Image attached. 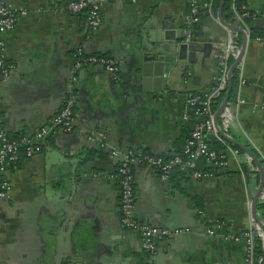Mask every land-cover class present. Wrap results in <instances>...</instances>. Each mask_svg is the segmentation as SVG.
<instances>
[{
  "label": "crops",
  "instance_id": "0c3cea01",
  "mask_svg": "<svg viewBox=\"0 0 264 264\" xmlns=\"http://www.w3.org/2000/svg\"><path fill=\"white\" fill-rule=\"evenodd\" d=\"M5 1L18 21L2 35L14 71L0 79V121L11 134L31 133L62 110L68 94L76 102L71 132L50 136L32 158L22 156L19 167L5 173L11 190L0 201V264H246L245 240L225 236L259 227L252 203L260 174L247 152L226 151L228 166L208 163V177L175 175L167 182L134 157L135 215L158 232L170 230L154 253L144 249L138 230L122 225L119 160L112 156L139 151L170 157L183 150L191 132L185 129L196 121L187 99L212 86L218 71L213 51L228 35L225 28L202 14L191 41L197 62L178 60L162 84L153 69L144 75V54L178 57L189 0H102L96 30L84 13L70 11L67 0ZM244 7L255 13L250 29L264 33L256 22L258 15L264 21V0H244ZM78 47L111 56L119 78L90 64L72 81ZM240 72L247 84L232 87L230 101L247 102L223 131L252 149L264 167V43L254 37ZM210 140L220 138L211 134ZM258 204H264V187L257 200L264 222ZM217 224L210 235L208 228Z\"/></svg>",
  "mask_w": 264,
  "mask_h": 264
},
{
  "label": "built area",
  "instance_id": "2783aa9c",
  "mask_svg": "<svg viewBox=\"0 0 264 264\" xmlns=\"http://www.w3.org/2000/svg\"><path fill=\"white\" fill-rule=\"evenodd\" d=\"M137 2L138 0H129ZM215 0H189L190 14L184 26V42L191 44L197 25L201 22L202 14H210L216 21L221 24L227 31L228 35L222 38L219 44H215L213 56L218 63V71L213 78V84L207 92H195L190 94L187 102L188 106L196 118L195 124L191 130L190 137L187 139L181 152L170 157L152 154L149 152H133L128 151L119 155L117 151L112 153L116 157L118 165L116 168V178L120 185V212L122 225L129 229H136L140 232L144 249L150 253H154L157 247V240L163 236L170 234L169 229L158 232V228L146 222H142L135 215L134 207L136 201V184L134 177V157L137 162L144 166H152L159 171L160 178L163 181L171 179L172 172L175 168L183 172H187L194 178H205L212 174L211 170H202L199 167V161L203 156H207L208 162L216 167H227L229 157L226 151L230 150L233 154H238L239 150L227 145L222 151L211 148L209 144V136L211 134L218 136L224 141L219 134L215 124L216 109L213 107V98L226 93L229 83V71L235 57L241 49V44L237 42V33L223 25L217 17L215 8ZM102 0H67L68 8L71 12L86 15V23L90 30L98 29L102 24L101 14ZM236 12L239 27L243 28L247 37L251 36L249 22L245 20L249 16V11L238 12L235 3L232 5ZM246 8V7H245ZM17 11L13 5L5 0H0V79L9 78L13 71V65L7 60L5 54V42L3 33L13 30L17 25ZM256 40L264 43V34L253 36ZM90 64L102 65L115 79H118V67L115 60L106 54H90L85 52L82 47H78L74 54V65L72 70V81L77 80V72ZM242 64V63H241ZM241 71V65L238 67ZM190 76L191 73L189 72ZM187 80V79H186ZM239 88L247 84V80L241 76L238 79ZM73 86V84H72ZM76 102L75 95L68 94L64 99V106L60 112L55 114L50 121L41 128L23 134L19 139L10 138L8 130L0 121V201L8 198L11 190V182L5 176V173L12 169H17L18 162L22 159L21 148L25 158H32L38 147L43 145L45 141L58 132H71L75 123L74 105ZM247 100L239 97L236 101H229L220 116V120L224 124L236 115L240 105L245 104ZM188 118V114L184 115V119ZM216 226L211 225L208 233L213 235L216 233ZM256 235H263L260 227H251L240 234H228L225 236L227 240L241 241L246 243V264H256L258 260L256 254Z\"/></svg>",
  "mask_w": 264,
  "mask_h": 264
},
{
  "label": "water",
  "instance_id": "95a60500",
  "mask_svg": "<svg viewBox=\"0 0 264 264\" xmlns=\"http://www.w3.org/2000/svg\"><path fill=\"white\" fill-rule=\"evenodd\" d=\"M226 0H220V4L218 7V18L220 20V22L227 26L229 29L236 31V32H240L243 34L244 36V42L241 46V49L239 51V53L237 54V56L235 57L234 62L232 63L231 67H230V71H229V83H228V88L227 91L225 93V96L220 104V106L218 107V109L216 110L215 113V124L217 127V130L219 132V134L222 136V138H224L226 141H228L229 143L239 147L241 150L247 152L251 158L253 159V161L255 162V164L258 167L259 170V174H260V183H259V188L257 190V193L253 199V203H252V214L253 217L255 219V221L258 223L259 227L261 228L263 234H264V222L261 220V218L259 217L258 213H257V200H258V196L260 195L263 187H264V167L262 165L261 160L258 158V156L254 153V151L252 149H250L248 146L236 141L235 139H233L232 137H230L228 134H226L220 127L219 125V119L220 116L222 114V112L224 111L225 107L228 105L230 98H231V92H232V72L238 68L243 60L244 54H245V50H246V46H247V41H248V37L246 35V32L239 28L236 25H233L229 22H227L224 17H223V6ZM256 22H259L260 25L259 27L263 28L264 25V21L263 19L258 15ZM188 57L190 62H197V49H194L193 46L191 44H186V43H182L180 45L179 48V54L178 57L176 58L175 56H169V57H164L162 55H159V53H145L144 54V64H143V73L144 75H146L147 73H149L148 71H150L151 69L154 70V75L155 78L162 82V84H164V80H165V76L168 75L170 73V70L175 66V64L179 61H183ZM159 90H162L159 89ZM150 170H153L154 167L149 166ZM263 252H264V248H263Z\"/></svg>",
  "mask_w": 264,
  "mask_h": 264
},
{
  "label": "trees",
  "instance_id": "16d2710c",
  "mask_svg": "<svg viewBox=\"0 0 264 264\" xmlns=\"http://www.w3.org/2000/svg\"><path fill=\"white\" fill-rule=\"evenodd\" d=\"M233 3H235L238 12H243L245 10L249 11V16L246 17L245 20L250 22L252 20V18H254V14L255 13L252 10L248 9L247 7L246 8L244 7V0H226L225 3H224V6H223V16L228 22L234 24L235 21H238V18L236 16V12L232 8ZM219 4H220V0H215L214 1L215 11L219 7ZM236 33H237V37H236L237 42H238V44H241L242 43V35H241L240 32H236ZM261 34H264L261 29L255 27V26L251 28V36L252 37L256 36V35H261ZM239 75H240V68H236L232 72V76H231L232 87H234L238 83ZM224 95H225V92H223L221 95H218V96L213 98V107H214V109H216V110L218 109V107L220 106V104H221V102L223 100ZM188 124L189 125L187 126L185 131L190 132L192 130L195 122H189ZM219 125H220L221 129L224 130L223 122L220 119H219ZM8 133H9L10 138H13V139H19L24 134V133H22V134H11L10 132H8ZM188 135L189 136H187V139L190 137V134H188ZM209 144H210L211 148L216 149L218 151L224 150L227 145H231L232 147L238 149L239 151H242L241 149H239V147H237V146H235V145H233V144H231V143H229L227 141L210 140ZM23 150L24 149L21 148L22 156H24L23 155ZM20 161H21V159H20ZM20 161L17 163L18 166L20 165ZM208 163L209 162L207 160V156H203L200 159V161H199V167L202 170H205V171L211 170V166H209ZM175 175L176 176L179 175L181 177H184L185 175H188V173L187 172H183V171L179 170L178 168H175L173 170V172H172L171 179L174 178ZM258 209H260V210L264 209V204H258ZM263 218H264V214H263ZM263 236L262 235H256V237H255L256 254H257L258 259L262 260V263H264V260H263V255H264V252H263V248H264ZM147 252H149V251H147Z\"/></svg>",
  "mask_w": 264,
  "mask_h": 264
}]
</instances>
